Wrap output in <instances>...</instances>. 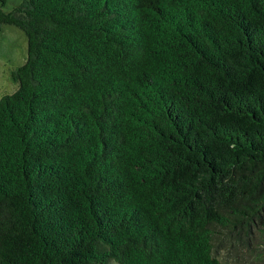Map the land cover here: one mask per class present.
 <instances>
[{
	"label": "trees",
	"instance_id": "trees-1",
	"mask_svg": "<svg viewBox=\"0 0 264 264\" xmlns=\"http://www.w3.org/2000/svg\"><path fill=\"white\" fill-rule=\"evenodd\" d=\"M5 2L28 48L0 97V264L264 243V0Z\"/></svg>",
	"mask_w": 264,
	"mask_h": 264
},
{
	"label": "rangeland",
	"instance_id": "rangeland-1",
	"mask_svg": "<svg viewBox=\"0 0 264 264\" xmlns=\"http://www.w3.org/2000/svg\"><path fill=\"white\" fill-rule=\"evenodd\" d=\"M20 1L6 0L3 8L9 10ZM27 48V34L23 29L10 23L2 24L0 27V97L18 86V81L12 77V70L26 59ZM253 240L249 246L217 240L215 253L228 264H264V243L260 236ZM108 264L118 263L111 260Z\"/></svg>",
	"mask_w": 264,
	"mask_h": 264
}]
</instances>
